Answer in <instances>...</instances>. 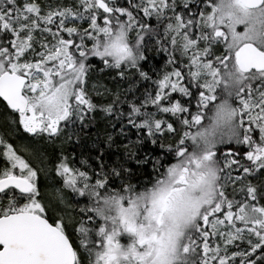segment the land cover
I'll list each match as a JSON object with an SVG mask.
<instances>
[{"label":"snow or ice","instance_id":"obj_1","mask_svg":"<svg viewBox=\"0 0 264 264\" xmlns=\"http://www.w3.org/2000/svg\"><path fill=\"white\" fill-rule=\"evenodd\" d=\"M153 47L171 67L155 79ZM90 57L127 87L92 85L112 97L95 166L55 165L87 200L78 243L63 217L50 222L44 169L0 135V264H264V0H0V98L31 138L79 143L90 128Z\"/></svg>","mask_w":264,"mask_h":264},{"label":"trees","instance_id":"obj_2","mask_svg":"<svg viewBox=\"0 0 264 264\" xmlns=\"http://www.w3.org/2000/svg\"><path fill=\"white\" fill-rule=\"evenodd\" d=\"M38 2L42 7L47 5L55 6L61 4L70 6L75 3V0H38ZM123 2L126 3L127 0H123ZM146 22L153 25L155 24L154 19L146 20ZM132 35L134 37L135 34L133 33ZM87 43L88 46L91 47V43ZM148 55L150 56V60L149 63L145 65V68L153 75V79L156 78L157 74L171 70L170 66L166 67V55L162 52L158 53L155 47L152 48ZM90 63L94 66V68H96V71L92 74V78L88 82V91L93 102L96 103L98 107L97 110L91 114L95 118L91 122L90 128L85 129L80 134L79 143L69 142L65 135L51 141L31 138L29 135L23 132L18 123L11 122L17 121V115L13 114L10 110L5 109L2 99L0 98V135L3 134L7 139L9 138L7 142L13 145L18 155L23 156L34 167H41L44 169V171L40 173L38 179L39 190L42 193V200H44V203H46L48 206L51 216L53 213H62L69 219L70 223L68 224L67 231L74 244L78 243V234L75 233V225L76 222L81 218L80 208L85 205L84 203L87 200L86 198L77 197L71 192L70 189L64 187L63 178L57 175L55 171V165L58 163L59 157L63 155L67 156L69 158L70 164L75 167L83 168V166H81L79 163L81 159H89V163L95 166L94 157L96 155V145L99 144L101 147H104V142L107 139V135L113 131L109 118H107L105 114L99 110V106L111 102L112 97L110 95H96V91L93 90L92 85H102L103 87H99L97 89L102 93L104 91V87L110 89L112 92H115L117 87H119L121 91L127 87V83L113 79L115 76L114 70L106 69L103 73L99 72V67H102V64H100L98 58L90 57ZM146 86L147 82H142L141 88ZM121 99H124L123 95L121 96ZM192 103V110L195 111V101L193 100ZM118 127L119 125H117V128ZM177 127L179 126L177 125ZM180 131L182 132L183 129L181 128ZM132 138L134 139L135 136ZM178 138V136L175 138L168 137L164 142L166 144L169 142L175 144ZM254 138L258 140V132L254 133ZM124 142L126 141L117 137L116 144H114L110 150L109 159H112L115 157V155L122 153V149H120L118 152L117 147ZM220 147L223 149V146ZM234 147L237 149H246V146L236 145ZM19 149L23 150L24 153H27L30 159L25 154L20 152ZM144 150L152 151L153 148L151 145L146 144ZM2 151L3 147L0 146V153H2ZM154 151L155 154H160L161 150L156 148ZM35 152L44 154V163L41 164L34 158ZM169 162L174 161L170 159ZM244 162L246 161H242V163ZM4 166H6V162L4 161L2 155H0V168H3ZM143 171L150 173V166L148 169ZM148 178V175H142L139 177L141 180H147ZM132 182L136 183V180H133ZM252 183L255 184L257 181L253 180ZM228 191L231 192V185L229 186ZM57 208H59V212L57 211ZM123 241L125 240H122V242Z\"/></svg>","mask_w":264,"mask_h":264},{"label":"rangeland","instance_id":"obj_3","mask_svg":"<svg viewBox=\"0 0 264 264\" xmlns=\"http://www.w3.org/2000/svg\"><path fill=\"white\" fill-rule=\"evenodd\" d=\"M1 135H3V134H1ZM3 137L5 138L6 141L9 140V138L7 139L4 135H3ZM61 137H63V135H62ZM8 143H9V142H8ZM17 145H18V141H17ZM19 151L22 152L23 154H25V155L29 158L28 154H27V153H24L23 150H20V149H19ZM29 159H30V158H29ZM58 199H60V198H58ZM58 199H57V200H58ZM57 200H56V201H57ZM61 201H62V200H61ZM86 203H87V201H85L84 204H86ZM57 211H58V212L60 211L59 208H57ZM53 216H56V217H58V218H59V217H63V220H64V222H65L67 225L70 223V222H69V219H68L66 216H64L62 213H61V214H54V213H53V214H52V217H53ZM126 242H127V241L125 240V241H123L122 243H126Z\"/></svg>","mask_w":264,"mask_h":264},{"label":"flooded vegetation","instance_id":"obj_4","mask_svg":"<svg viewBox=\"0 0 264 264\" xmlns=\"http://www.w3.org/2000/svg\"><path fill=\"white\" fill-rule=\"evenodd\" d=\"M11 111V110H10ZM17 116H16V119H17V121H18V114H16ZM38 188H39V185H38ZM41 202L46 206V209H47V215H48V217L50 218V222H52V220H51V214H50V211H49V208H48V206L46 205V203H44V200H42V193H41ZM66 233L67 234H69L68 233V231H67V229H66ZM72 240V239H71ZM73 242V241H72ZM74 246H75V244H74Z\"/></svg>","mask_w":264,"mask_h":264},{"label":"clouds","instance_id":"obj_5","mask_svg":"<svg viewBox=\"0 0 264 264\" xmlns=\"http://www.w3.org/2000/svg\"><path fill=\"white\" fill-rule=\"evenodd\" d=\"M213 167H214V165H213Z\"/></svg>","mask_w":264,"mask_h":264},{"label":"water","instance_id":"obj_6","mask_svg":"<svg viewBox=\"0 0 264 264\" xmlns=\"http://www.w3.org/2000/svg\"><path fill=\"white\" fill-rule=\"evenodd\" d=\"M2 99V98H1Z\"/></svg>","mask_w":264,"mask_h":264}]
</instances>
